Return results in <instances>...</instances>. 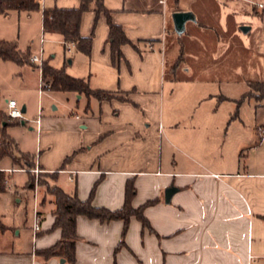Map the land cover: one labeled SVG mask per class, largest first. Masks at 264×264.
Here are the masks:
<instances>
[{"label":"crops","instance_id":"1","mask_svg":"<svg viewBox=\"0 0 264 264\" xmlns=\"http://www.w3.org/2000/svg\"><path fill=\"white\" fill-rule=\"evenodd\" d=\"M236 1L243 0H231L230 5L225 3L226 0L219 3L221 29L226 32L232 28L234 35L244 36L263 29L264 25L258 24L256 12L247 13L252 16L242 13L239 4L234 5ZM103 5L110 12L112 22L122 28L129 41L120 47V59H112L105 16H96L91 8L82 15L79 29L82 37L92 34L90 55L77 52L73 45L65 48L60 35L42 30L43 35L58 39L63 52L56 67L51 64L55 54H50L44 61L54 69L64 68L73 78L86 80L91 90L111 93L112 99L98 102L94 98L70 94L75 109L69 114L40 116L38 123L35 122L38 141L35 154L18 150L33 156L34 164L45 174H55L53 184L67 194H76L82 201L89 198L96 185L92 198L95 207L119 209L124 203L125 184L132 179L136 189L133 207L157 200L144 211L155 234L145 231L138 251L126 243L114 256L122 222L101 224L79 216L76 219L78 239L74 264H114V261L116 264H264V162L246 169L237 153L235 158L232 155L228 158L229 154L223 151L216 153V157L210 152L204 163L182 153L191 163L185 170L170 168L167 162L163 164L164 90L172 95L178 85V69L174 63L165 88L167 58L163 55V43L170 15L174 12L193 14V11L179 9L169 13L166 0H154L152 6H130L125 0L121 4L103 0ZM193 22L198 26L196 17ZM242 27L249 30L243 33ZM244 41L240 47L249 52L250 59H243L242 51L230 50L235 39L218 41L227 48L221 55L203 56V71L211 76L222 73L234 77L248 60L246 73L249 75L247 70L251 67L254 70L260 68V81L264 82V40L245 38ZM24 52L31 54L29 49ZM66 54H70V58ZM184 71L189 72V68ZM203 98L211 103L208 113L211 112L212 117L216 115L213 107L217 109L220 105L217 102L230 100L208 89ZM79 106L83 109L81 114L76 112ZM166 117L170 122L172 116L167 114ZM24 122L23 126L26 125ZM166 143L175 147L170 140ZM185 143L190 144L189 149L194 154L197 152L198 136H192ZM73 154V159L61 169L65 159ZM2 163L1 160L0 171L9 174L13 189H7L0 196L10 193L16 203H21L26 199V195H20L26 191L27 179L15 177L22 172L10 171L15 167ZM170 187L176 191L166 203L164 193ZM26 202L31 207V225L25 242L18 239L23 228L9 227L0 213V223L4 227L0 230V264H72L57 257L44 260L37 254L53 246L61 236L60 230H51L53 200L36 203L34 210L32 201ZM33 211L41 218V231L35 238ZM15 229H18L16 237L10 232ZM132 253L138 255V261L131 258Z\"/></svg>","mask_w":264,"mask_h":264},{"label":"rangeland","instance_id":"2","mask_svg":"<svg viewBox=\"0 0 264 264\" xmlns=\"http://www.w3.org/2000/svg\"><path fill=\"white\" fill-rule=\"evenodd\" d=\"M108 1L121 4L124 0ZM125 1L130 6L132 4L152 6L154 2V0ZM230 1L226 0L225 3L228 4ZM243 1H236L234 5L237 7L239 4L240 11L246 13V15L256 12L258 24L264 25V8L259 9L257 7V4L264 6V0ZM222 2L224 0H166L169 13L179 9L191 10L198 24L197 26L194 25V22L188 21L184 33L178 35L174 32L170 15L167 23V35L163 43V55L167 58L164 66L166 73L164 78L165 88L168 85L167 82L171 79V67L174 63L178 69L176 76L178 85L172 95L164 90L162 159L163 164L167 162L170 168H175L178 171L185 170L186 166L191 164L182 153H186L202 163L205 162V157L210 152L215 153L213 155L216 157V153L219 154L225 151L229 154L228 158L231 155L232 158H235L237 153V157H241L246 169L253 167V164L264 162V140L261 142L259 133V129L264 130V99L258 98L259 93L250 89L247 85V83L262 82L260 81V68L254 70L251 67L250 70H247L248 75L245 68L249 67L248 62L250 61L247 60L246 65H242L240 72H236L234 77L225 76L222 73H219L218 76H211L208 72L203 71V63L201 62L203 56L215 57L221 55L227 48L223 47L221 42L217 43L218 41L224 42L225 40L235 39V45H232L230 50L242 51L240 54L243 59H250L252 56L249 52H244L240 47L245 44L244 39L250 41L264 40V28L262 29V27L245 36L242 34L234 35L232 28H229L226 32L221 29L218 19L220 13L219 3ZM78 5L79 0H41L40 10L30 13V15L16 11L9 12L6 16L0 14V41L14 42L20 51L24 52L29 49L31 53L28 54V64L24 65L0 59L1 110L4 113L7 112L6 101L9 100L15 101L19 110L23 106L26 108V112L23 114V121H26V125L7 128L8 135L22 152L35 154V147L38 142L36 138V119L40 116L44 118L62 117L75 109L73 98H69L70 94L50 91L40 93V68L31 65L29 60L31 56L39 54V50L42 49L44 60L50 54H55L56 58L51 59V64L55 67L59 65L63 57L62 48L56 37L43 35L41 10L54 7L73 8ZM243 48L248 49V47ZM251 49L253 50V48ZM70 56V54H66V57L70 58ZM262 66L263 63L261 68ZM188 68L189 72H185L184 70ZM206 89L230 99L217 102L220 105L217 109L213 107L215 109L214 114H216L214 117L210 114L211 112L208 113L211 103L203 98ZM76 109H78L77 113H83L81 106ZM167 114L172 116L170 122L167 120ZM213 119L216 120L215 123ZM170 123H172V126ZM213 124L215 125L213 126ZM192 136H198L199 138L195 154L189 149L190 144L185 143V140L190 139ZM167 140H170L176 148L170 147L166 143ZM210 142L212 143L209 144ZM2 161L5 166H12V161L9 158H4ZM19 168L15 167V169ZM24 169L27 170L25 173L15 174V177L22 176L28 179L29 176H33L34 190L31 192L22 191L20 197L26 195V199H22L21 203H16L17 200L13 199L10 193L0 196V213L5 217L4 222L9 227L23 228L24 230L18 238L21 242L27 240V234L30 235L31 217L29 215L31 207L26 200L32 201L33 210L36 203L39 205L41 201L47 203L49 200H53V197L47 194L46 186L43 185L44 182V184L47 183L52 186V177L38 169L35 164L30 169ZM36 169H38V172L35 173L34 170ZM5 185L6 190L13 189L11 181H8ZM17 230L15 229L14 232L10 230L14 237H16ZM121 232L122 226L119 232V241L115 247L121 241ZM144 232L137 220L130 221L128 231L123 239L124 243L129 244L138 251L144 241ZM99 240H102V237ZM133 243L136 244L133 245ZM100 245L102 246V244ZM130 256L135 261L139 259L136 254L132 253Z\"/></svg>","mask_w":264,"mask_h":264},{"label":"trees","instance_id":"3","mask_svg":"<svg viewBox=\"0 0 264 264\" xmlns=\"http://www.w3.org/2000/svg\"><path fill=\"white\" fill-rule=\"evenodd\" d=\"M41 0H0V14L7 15L9 12H28L32 13L40 10ZM92 10L96 16L103 14L106 18L109 28V42L112 59L121 58L120 47L129 44L122 28L115 25L110 17V12L105 9L103 0H79V5L73 8H44L41 10V23L43 33L58 34L63 39V45H73L75 50L85 56H89L92 47V34L88 37L80 35V23L82 15ZM28 52L19 51L14 42L0 41V59L9 61L18 65L28 64ZM42 90L50 92H60L84 96L87 99L94 98L98 102L112 99L111 93L100 90H91L84 79L73 78L66 74L64 68L54 69L47 61H44L41 68ZM250 89L259 93L258 98L264 99V83L258 82L248 84ZM247 97V96H245ZM21 120H9L6 113L0 108V161L4 158H10L14 167L31 168L34 166L33 156L27 153H21L18 150L15 141L8 135L7 128L20 125ZM75 154L65 159L61 169L70 162ZM55 178V174H48ZM9 174L0 171V194L6 191V183L9 181ZM39 182V180H38ZM41 182V181H40ZM41 184V183H40ZM46 186L47 194L53 197L52 216L54 218L51 230H60L61 236L53 246L37 252L44 260L51 258H61L66 262L75 263V243L78 239L76 235V219L79 216L89 220H97L101 224H107L114 221L122 222L121 241L114 249V256L118 251L125 247L124 237L132 218L137 220L142 230L155 234L149 221L144 215L146 208L154 206L157 200H149L144 204L133 207L132 201L136 194L134 181L128 180L125 184L124 203L116 210H110L104 207H95L92 204V198L96 185L92 188L87 200H80L76 194H67L60 187L52 184ZM24 190L31 192L34 190V178L28 177L24 184ZM0 230L4 227L0 223ZM114 264L116 262L114 261Z\"/></svg>","mask_w":264,"mask_h":264},{"label":"built area","instance_id":"4","mask_svg":"<svg viewBox=\"0 0 264 264\" xmlns=\"http://www.w3.org/2000/svg\"><path fill=\"white\" fill-rule=\"evenodd\" d=\"M257 7H259V9H263L264 6L262 4H257ZM149 50L152 49V47L149 44L148 47ZM30 63L33 65L38 66L39 68H41L43 62H44V58H43V50L40 49L39 50V54H35L33 56L30 57ZM42 82L40 83V93L43 92L42 90ZM7 112H6V116L9 120H21L23 121V113L21 112V110L17 109V104L15 103V101L13 100H9L7 101ZM36 122L38 123V119L36 120ZM259 133H260V140L261 142L264 140V130L263 129H259ZM10 171H17V172H26L27 170H25L24 168H19V169H14V170H10ZM34 172H38V169L34 170ZM41 218L38 215V213H34L33 216V222H32V231H33V238H35L36 234H38L41 231Z\"/></svg>","mask_w":264,"mask_h":264},{"label":"water","instance_id":"5","mask_svg":"<svg viewBox=\"0 0 264 264\" xmlns=\"http://www.w3.org/2000/svg\"><path fill=\"white\" fill-rule=\"evenodd\" d=\"M171 19L173 23L174 32L178 35H181L185 31V24L188 21H195V17L191 12H174L171 14ZM249 30L248 27H242V32L245 33ZM22 113H25V108H22ZM22 126L25 124L24 121L20 123ZM176 191L175 188L170 187L165 190L164 200L166 203L170 201L171 196ZM64 260H61L60 263H63Z\"/></svg>","mask_w":264,"mask_h":264}]
</instances>
